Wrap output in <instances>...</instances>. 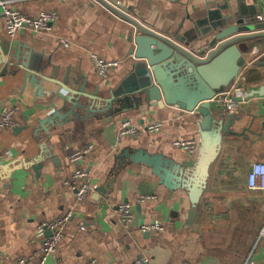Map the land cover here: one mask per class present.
<instances>
[{"label":"crops","instance_id":"obj_1","mask_svg":"<svg viewBox=\"0 0 264 264\" xmlns=\"http://www.w3.org/2000/svg\"><path fill=\"white\" fill-rule=\"evenodd\" d=\"M103 1L146 28L184 37L196 36L195 23L209 8L220 5L221 12L228 14L225 7L235 9L238 0ZM243 2L255 8L242 18L245 26L264 21V0ZM11 4L30 17L53 11L57 20L49 31L23 28L10 37L0 9V104L15 108V126L0 131V264H21L20 259L23 264H39V247L48 232L41 235L38 226L65 212L72 215L57 251L44 264H133L140 256L152 264H245L249 260L264 264V193L246 185L251 164L264 162V38L253 41L248 52H253L251 64L227 88L232 98L242 99L233 114L243 115L244 120L232 128L236 134L221 139L196 216L188 224L187 192L167 190L151 168L121 155L142 149L192 167L198 158L202 117L176 105L147 108L121 104L117 98L111 110L101 112L104 99L130 68L131 23L98 0H12ZM252 32L258 31L245 33ZM91 54L120 65L102 78ZM51 78L66 80L72 90L82 87L81 93L95 96L96 113L83 117V111L74 109L77 118L67 117L71 105L63 104L56 92L69 94ZM87 100L80 96V102ZM221 111L226 112L222 106ZM123 119L139 126L160 122L162 129L141 131L116 146ZM175 140H195V153L173 146ZM87 145L93 146L90 153L70 163L68 155ZM75 168L86 172L97 186L81 201L72 188ZM143 195L156 199L141 202ZM124 203L131 205L129 223L120 221ZM153 221L161 222L164 230H139L140 224Z\"/></svg>","mask_w":264,"mask_h":264},{"label":"water","instance_id":"obj_2","mask_svg":"<svg viewBox=\"0 0 264 264\" xmlns=\"http://www.w3.org/2000/svg\"><path fill=\"white\" fill-rule=\"evenodd\" d=\"M98 1L133 26L129 36L132 44L130 68L120 83L110 90V97L104 99L105 109L102 108L101 112L111 110L117 98L121 104L134 103L147 108L176 105L202 117L199 122L201 143L198 158L192 167L174 164L161 154H150L142 149L133 153L126 150L121 155L123 159L128 158L151 168L167 190H185L190 202L187 216L190 224L196 216L195 209L205 190L208 169L218 154L221 139L226 134H236L232 128L236 129L244 120L241 114L221 111V106L214 105V101L239 78L253 41L264 38V21L245 26L242 18L253 13L255 8L238 0L235 9L225 7L228 14L221 12L224 8L220 5L209 8L195 23L196 36L180 37L146 28L105 1ZM253 29L258 32L245 33ZM51 79L69 94L64 96L56 92L63 104L71 105L67 117L77 118L76 111L79 110L84 112L83 117L96 113L95 96L81 93L82 87L72 90L65 84L66 80L59 82ZM80 96L88 98L87 103L80 102ZM233 100L242 102L240 98L233 97ZM98 191L106 192L103 188H98Z\"/></svg>","mask_w":264,"mask_h":264},{"label":"built area","instance_id":"obj_3","mask_svg":"<svg viewBox=\"0 0 264 264\" xmlns=\"http://www.w3.org/2000/svg\"><path fill=\"white\" fill-rule=\"evenodd\" d=\"M171 2H177L179 0H169ZM12 0H0V9L4 17L5 26L7 34L13 37L19 30L23 28L30 29L34 32H45L51 29V25L57 20V15L53 11H41L35 17H30L16 7L12 6ZM262 20V17H258ZM64 47L68 46V42L61 40ZM253 52H250L245 57L244 68L251 64ZM92 63L95 67L97 74L106 78L113 70H115L120 62L118 61H107L96 54H91L90 56ZM243 68V69H244ZM230 89V88H229ZM228 89V90H229ZM232 90V89H230ZM230 91H225L217 99L215 103L221 105L227 113H235L241 102L233 100L230 96ZM262 107V131L264 133V96L261 100ZM15 108L6 107L0 104V131L8 130L15 126L13 121V114ZM162 124L160 122H150L144 126H139L131 123L129 119H123L119 122L115 142L116 146L124 138L136 137L141 131L156 133L161 131ZM173 146L182 149L183 151L193 154L197 149V143L195 140H175ZM93 149L92 145H87L80 150H76L68 155V160L70 163L75 164L82 160L90 151ZM72 179L74 181L72 188L75 191V197L77 200L81 201L85 199L91 192L97 189V186L89 181L88 174L78 168H75L72 174ZM246 185L249 190L260 191L264 193V162H254L251 164L250 170L247 173ZM156 197L153 195H143L139 198V201H153ZM120 221L123 223H129L133 220V214L131 211V205L129 203H124L119 208ZM71 212H65L54 219L43 220L39 226L38 231L41 235L48 232L49 235L44 236L39 247L40 261L39 264H44L45 260L51 257L56 251L59 242L63 236V227L68 222L71 217ZM139 230L143 233L148 232H162L164 226L159 221H153L149 223L140 224ZM21 264L24 263L23 259H20ZM133 264H152L151 261L144 257H138ZM245 264H255L253 261L249 260Z\"/></svg>","mask_w":264,"mask_h":264}]
</instances>
